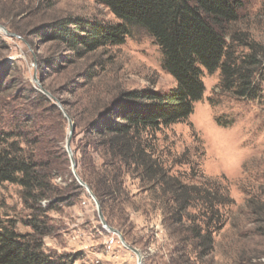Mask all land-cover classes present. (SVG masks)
<instances>
[{
  "label": "rangeland",
  "instance_id": "1",
  "mask_svg": "<svg viewBox=\"0 0 264 264\" xmlns=\"http://www.w3.org/2000/svg\"><path fill=\"white\" fill-rule=\"evenodd\" d=\"M69 17L119 23L96 0H0V25L6 29L0 28V120L9 124L8 129L17 125L19 132H33L26 121L42 112L38 98L42 91L36 80L40 81L62 102L77 127L72 149L80 163V148L87 143L86 125L122 93L167 92L176 81L164 68L161 48L141 29L134 28L122 45H109L84 57L34 33ZM230 30L247 34L261 45L264 55V0H244L239 20ZM227 40L231 42L229 33ZM237 52L247 53L248 49L238 47ZM263 78L264 73L256 78V96L238 99L221 89L220 71H204L206 92L189 119L144 135L168 176L212 194L220 190L230 201L221 210L209 212V225H205L201 206L196 205L189 211L186 227L172 228L173 221L161 205V189L123 171V198L128 201L104 215L126 242L141 252L142 264H264ZM50 100L66 120V149L69 121L57 102ZM55 114L49 111L46 115L54 118ZM97 164L102 162L97 159ZM57 182L66 189L54 199L57 209L45 212L49 201H42L44 210L39 214L25 206L20 187L1 185L0 224L13 225L21 234L33 233L30 222L45 226L51 232L44 240L46 250L57 257L78 256L75 264H138V256L117 234L104 228L86 189L77 190L70 179ZM212 218L216 221L213 225ZM193 227L213 236L207 256L196 251V241L188 233Z\"/></svg>",
  "mask_w": 264,
  "mask_h": 264
},
{
  "label": "trees",
  "instance_id": "2",
  "mask_svg": "<svg viewBox=\"0 0 264 264\" xmlns=\"http://www.w3.org/2000/svg\"><path fill=\"white\" fill-rule=\"evenodd\" d=\"M96 1L108 8L119 23L69 17L37 28L34 33L84 57L109 45H122L134 28L141 29L161 48L164 68L175 79L176 86L167 92L150 89L124 92L89 122L85 128L87 143L80 148L82 162L76 158L80 178L98 198L104 214L128 201L123 198L125 171L161 189V205L173 221L170 227H186L189 211L196 205L201 206L205 225H209V212L213 208L221 210L230 200L220 190L212 194L168 176L144 135L189 119L206 92L204 71L210 74L220 71V87L233 97L257 95L256 78L264 73L262 47L247 34L228 32L238 22L244 0ZM228 33L231 42L227 40ZM238 47L248 52L238 53ZM38 98L42 112L26 121L35 137L19 132L17 125L8 129L9 124L0 120V186L8 183L20 187L23 203L36 214L43 209L42 201H49L45 212L57 209L58 201L54 199L66 190L57 182L59 178L63 182L70 179V185L79 191L85 189L76 180L63 146L65 118L48 96L42 93ZM49 111L56 113L54 118L46 115ZM73 142L74 137L72 148ZM215 223L212 218L211 225ZM29 226L33 233L21 234L13 225L0 224V264L76 263L78 256L57 257L46 250L44 240L51 232L45 226L36 222H30ZM188 233L196 241L200 256H207L213 248L211 232L193 227Z\"/></svg>",
  "mask_w": 264,
  "mask_h": 264
},
{
  "label": "water",
  "instance_id": "3",
  "mask_svg": "<svg viewBox=\"0 0 264 264\" xmlns=\"http://www.w3.org/2000/svg\"><path fill=\"white\" fill-rule=\"evenodd\" d=\"M0 28L6 32V29L3 26L0 25ZM36 82H37V84H38V86H39V88H40V90L42 91L43 94H45L46 96L50 97L51 99H53V100H55L57 102V104L61 108L64 116L69 121L70 132H69V136H68V139H67V142H66V150H67V153H68L69 158L71 160L72 172H73L76 180L79 182L80 186H82L83 188H85L86 191L89 193L90 197L95 201L96 206H97V209H98L99 218H100V221H101L102 225L108 231H110V232H112L114 234H117L120 237V240H121L122 244L126 248H128L129 250H131L132 252H134L138 256V259H139L138 264H142L143 263L142 262L143 261V256H142L141 252L138 249L130 246L126 242L123 234L119 230H117L116 228L111 227L110 225H108L107 220H106L105 215H104V212H103V209H102V206H101L98 198L95 196V194L93 193V191L91 190V188L88 186V184L85 183L80 178V176L78 174V163H77L76 158H75V153H74V151L72 149V140H73L74 133H75V129H76L75 123L73 122L72 118L68 115V113L65 111L62 102H60L58 99H56L52 95V93H50L48 90H46L45 87L43 86V84L40 81L36 80Z\"/></svg>",
  "mask_w": 264,
  "mask_h": 264
}]
</instances>
